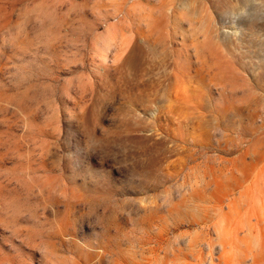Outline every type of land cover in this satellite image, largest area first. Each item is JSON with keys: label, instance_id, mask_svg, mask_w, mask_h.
<instances>
[{"label": "clouds", "instance_id": "1", "mask_svg": "<svg viewBox=\"0 0 264 264\" xmlns=\"http://www.w3.org/2000/svg\"><path fill=\"white\" fill-rule=\"evenodd\" d=\"M78 2L111 18V47L76 34L86 47L71 73L34 43L0 67V242L8 247L0 264H264L253 246L264 238V23L214 27V0H194L196 19L169 12L177 0ZM30 6L0 0V20L23 22ZM232 6L246 14L240 0ZM125 35L131 43L116 63ZM164 37L167 81L141 80L159 64L144 42ZM35 38L28 26L20 35L25 44ZM121 90L147 123L104 121L102 150L81 136L74 153L63 128L53 133L47 123L50 110L64 123L90 118L98 97L120 103Z\"/></svg>", "mask_w": 264, "mask_h": 264}, {"label": "rangeland", "instance_id": "2", "mask_svg": "<svg viewBox=\"0 0 264 264\" xmlns=\"http://www.w3.org/2000/svg\"><path fill=\"white\" fill-rule=\"evenodd\" d=\"M31 6L24 12L23 22L19 20L13 21L7 16L0 20V67L7 69L8 64L14 61L18 56L27 55L32 50V44L35 48L41 50L45 54L62 60L66 70L71 73L72 66L83 60L82 52L86 47V43L76 38V34L81 37L90 36L91 42L97 48H109L112 46L113 40L116 39L115 33L108 24L110 17L105 16L104 9L95 6L91 11L82 9L78 0H73L71 4L60 2L54 3L53 0H30ZM241 6L246 7V14H241L239 9L232 6V0H214V10L210 14L217 19L213 21V26L218 23L220 27L229 26H247L253 21L264 23V5H257L254 0H240ZM175 11L177 14H183L189 19L197 18V4L194 0H177V7L169 9V12ZM138 12L144 16L146 22L151 25V16L145 11L143 5L138 8ZM96 21L100 24L98 30L94 33L88 29L92 26V22ZM14 25V27H13ZM26 26L33 28L36 32L34 42L25 44L20 39L21 33L26 30ZM227 37L225 36V39ZM131 43L129 36L125 35L120 38V47L122 52L115 57V62L119 63L124 52L128 51V44ZM167 38H159V43H153L151 40L144 42V48L147 58L152 62H159L158 70L147 76L149 81H159L164 83L169 77V65L165 61L166 51L168 50ZM3 53H7L5 58ZM19 69L17 74H19ZM129 79L133 77L131 70H126ZM221 71H224L221 68ZM259 71V69H257ZM72 79L69 76L66 86V92H70ZM80 88L87 86L83 77L80 79ZM120 103H116L113 97L100 96L94 101V108L90 118H77L76 123L63 122V114H54V110H50L46 117L47 123L51 125L53 133H59L63 128L66 137L69 140V148L74 153H79L81 145V136L88 137L89 141L96 145L97 148L103 149L102 134L110 129L104 121L119 120L121 124H131L133 128L140 129L146 125L144 117L140 110L136 107V100L126 91L121 90ZM111 106V111L109 110ZM71 111V110H70ZM81 112H85L84 107L80 108ZM73 117L76 113L71 111ZM59 120L60 123H56ZM215 123V122H213ZM99 128L101 136L96 135V129ZM159 134V129H156ZM82 163H90L93 166H99V161L95 158L86 161L81 159ZM227 182V178H225ZM140 203L147 207V203L141 199ZM138 211V209L133 208ZM223 230V224H221ZM86 234V233H84ZM178 239V238H177ZM256 249L264 252V238L257 237L255 244ZM0 248L4 252L8 251L6 244L0 242ZM104 255L103 251L99 254ZM229 258H234L236 253L229 249L227 252ZM83 264V261L80 262ZM259 264V261H256Z\"/></svg>", "mask_w": 264, "mask_h": 264}]
</instances>
